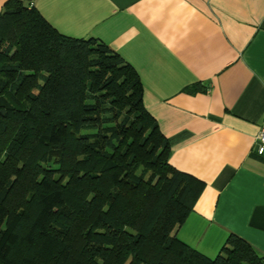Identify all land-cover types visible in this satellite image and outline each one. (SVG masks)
<instances>
[{
    "label": "trees",
    "instance_id": "trees-1",
    "mask_svg": "<svg viewBox=\"0 0 264 264\" xmlns=\"http://www.w3.org/2000/svg\"><path fill=\"white\" fill-rule=\"evenodd\" d=\"M136 71L60 35L25 0L0 12V264H264L229 236L176 232L204 183L169 164Z\"/></svg>",
    "mask_w": 264,
    "mask_h": 264
},
{
    "label": "crops",
    "instance_id": "crops-1",
    "mask_svg": "<svg viewBox=\"0 0 264 264\" xmlns=\"http://www.w3.org/2000/svg\"><path fill=\"white\" fill-rule=\"evenodd\" d=\"M29 3V0H25ZM60 35L130 65L169 164L204 183L176 232L213 259L229 236L264 257V0H31ZM16 0H0V12Z\"/></svg>",
    "mask_w": 264,
    "mask_h": 264
},
{
    "label": "built area",
    "instance_id": "built-area-1",
    "mask_svg": "<svg viewBox=\"0 0 264 264\" xmlns=\"http://www.w3.org/2000/svg\"><path fill=\"white\" fill-rule=\"evenodd\" d=\"M29 6H33L31 0H29ZM253 151L258 157L264 158V123L257 134Z\"/></svg>",
    "mask_w": 264,
    "mask_h": 264
}]
</instances>
